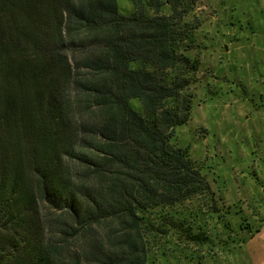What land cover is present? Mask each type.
<instances>
[{"label": "trees", "instance_id": "16d2710c", "mask_svg": "<svg viewBox=\"0 0 264 264\" xmlns=\"http://www.w3.org/2000/svg\"><path fill=\"white\" fill-rule=\"evenodd\" d=\"M132 3L0 0V264H157L170 230L208 240L174 212L219 211L172 143L199 82L197 0Z\"/></svg>", "mask_w": 264, "mask_h": 264}, {"label": "rangeland", "instance_id": "374dc122", "mask_svg": "<svg viewBox=\"0 0 264 264\" xmlns=\"http://www.w3.org/2000/svg\"><path fill=\"white\" fill-rule=\"evenodd\" d=\"M117 3L123 14L135 11L132 0ZM193 17L201 27L188 54L201 58L199 82L192 118L172 143L189 148L219 211L203 206L196 215V199L177 207L208 240L197 245L170 230L157 264H264V0H197ZM131 105L143 113L138 99Z\"/></svg>", "mask_w": 264, "mask_h": 264}]
</instances>
